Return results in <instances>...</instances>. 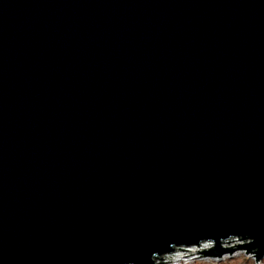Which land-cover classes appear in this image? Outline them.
<instances>
[{
    "label": "water",
    "instance_id": "1",
    "mask_svg": "<svg viewBox=\"0 0 264 264\" xmlns=\"http://www.w3.org/2000/svg\"><path fill=\"white\" fill-rule=\"evenodd\" d=\"M202 240L264 257V0H0V264Z\"/></svg>",
    "mask_w": 264,
    "mask_h": 264
},
{
    "label": "rangeland",
    "instance_id": "2",
    "mask_svg": "<svg viewBox=\"0 0 264 264\" xmlns=\"http://www.w3.org/2000/svg\"><path fill=\"white\" fill-rule=\"evenodd\" d=\"M243 238L242 236H231L228 239H224L221 242L222 247H231L237 248L239 244H245L249 243L252 241L251 238ZM230 241V242H229ZM216 244V241L214 240H202L198 246L206 248V250L210 249L211 247H214ZM185 245V244H183ZM193 245H190L191 247ZM176 246H174L175 248ZM246 248H240L234 250L232 253L231 252H226L222 257H217V256H201L204 255L203 253L199 254L200 257H194L192 260H184L182 262H176V264H264V257L261 260H256V252H246ZM173 252V251H171ZM166 254H170L166 253ZM163 254L162 256H164ZM157 256L161 255H156L153 257L154 262L158 259ZM169 264V263H168Z\"/></svg>",
    "mask_w": 264,
    "mask_h": 264
},
{
    "label": "bare ground",
    "instance_id": "3",
    "mask_svg": "<svg viewBox=\"0 0 264 264\" xmlns=\"http://www.w3.org/2000/svg\"><path fill=\"white\" fill-rule=\"evenodd\" d=\"M206 248L200 247L198 245H193L191 247L182 245V246H176L175 250L173 252H170V254H165L164 256H157V260L154 262V264L162 263V264H176V262H182L184 260H192L196 255V257H199L201 253H198L202 250H205ZM194 253V254H193ZM189 255V256H188ZM163 258V259H160Z\"/></svg>",
    "mask_w": 264,
    "mask_h": 264
}]
</instances>
